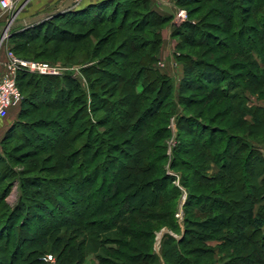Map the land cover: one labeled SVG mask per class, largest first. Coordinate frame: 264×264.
<instances>
[{
    "label": "trees",
    "instance_id": "obj_1",
    "mask_svg": "<svg viewBox=\"0 0 264 264\" xmlns=\"http://www.w3.org/2000/svg\"><path fill=\"white\" fill-rule=\"evenodd\" d=\"M217 1L175 3L189 17L201 12L193 9L196 4ZM221 1V8L213 6L195 24L188 21L174 33L186 44L241 59L243 70L233 74L215 61L190 54L177 57L182 66L179 107L185 108L176 118V136L182 131L194 138L191 148L176 147L171 163L190 172H180L187 191L182 227L173 221L180 192L164 170L166 156L160 146L170 138L168 119L163 118L173 84L155 67L160 29L171 18L156 14L150 0H104L10 34V50L18 58L33 42L62 44L64 36L77 38L70 52L53 54L63 59L69 52L64 59L70 60L81 47L85 60L78 65L85 86L72 74L17 75L20 110L0 142V264H50L44 261L47 255L55 257L54 264H83L90 254L99 264H205L213 262L214 253L225 257L221 264H236V259L264 264V209L255 210L264 201V142L257 141L264 140V104L254 103L249 95L264 87V15L249 17L251 8L264 5V0ZM231 7L238 10L237 17ZM210 15L219 16L223 25L208 22ZM252 19L259 23L254 37L248 36ZM200 20L210 29H201ZM110 23L115 28L107 30L111 38L105 42L117 39L116 49L104 45L97 51L102 46L94 48L90 37L94 29ZM219 99L229 101L240 119L252 117L247 138L213 126L214 116L202 123L203 112L184 113ZM112 105L117 109L112 108L110 119L96 116ZM11 142L16 145L7 147ZM190 149L198 156H177L188 155ZM214 149L220 151L210 155ZM47 153L54 161L47 170L54 171L51 181L37 173L38 161L24 162ZM101 156L104 164L92 167ZM11 158L27 167L18 170L8 162ZM210 162L220 167L218 174L205 175L204 165ZM31 164L36 168L30 169ZM204 185L211 191L193 192ZM13 188L17 197L10 205L6 199ZM160 228L172 235H163L156 253L154 235ZM210 240L218 241L217 249H207Z\"/></svg>",
    "mask_w": 264,
    "mask_h": 264
},
{
    "label": "rangeland",
    "instance_id": "obj_2",
    "mask_svg": "<svg viewBox=\"0 0 264 264\" xmlns=\"http://www.w3.org/2000/svg\"><path fill=\"white\" fill-rule=\"evenodd\" d=\"M217 1V0H216ZM222 2L221 0H218L217 2H209V3H200L199 5L196 4V6L193 8L195 11L197 10L196 8H202L201 12L199 13H194L193 15H189L187 14V11L184 8H180L178 6L177 10L180 11H184L186 14V19L185 20H177L175 18V14L174 16L171 17L170 21L161 27L160 29V42L158 45V49H157V60L155 63V67L156 69H158L161 73L167 75L169 78H171L172 80V84H173V90H172V95L171 98L168 101V105L167 107H165V111H164V116H166L165 119H168V129H169V133H170V138L166 139L165 141H162L160 143L161 147H164V151L163 154L166 156L165 161H163V165H164V170L166 172V174L172 178V186H174L175 188H177V190L180 192V196L178 198V202L173 214V221L180 225L181 227L183 226L182 224L184 223V220L186 218V215L183 211V205L184 202L186 200L187 197V191L186 188L183 187L182 185V174H180V172H182L183 174L186 175H190V172L187 171L186 169H181V167L179 168H172L171 163L174 160V154H177V150L176 147L179 146V148L181 146L182 148H186V150L188 148H191L190 145L194 144V138L188 135H185L184 132H178V136H176L177 134V129H176V118L178 117L177 115L179 114L180 109H184V105H181L179 107V103L182 102V100H178V94H177V90H178V86L180 84V80L182 77V66L179 64L177 57L181 54V55H185V54H190L191 56H194L195 58H199V59H203V60H208L209 62H213L215 61L216 65L223 67V68H228L230 69L233 74H239V72H243L242 70V66H240L241 64V59L239 58H235V59H228L226 57V55H224L222 52H216L213 51L211 49H208L205 46H192L190 44H186L184 43V41H182L181 36H176L174 33L175 31L184 23L190 21L191 24H195L197 21H194V19H196V17H201L203 16V14H205L206 12H208V10H210V8H212L213 6H218L219 8H221L222 6L219 4L220 2ZM232 8V7H231ZM251 12L249 17H259L260 15H264V5H259L258 3H256L254 5V7L251 8ZM232 10L235 11L236 13V17L238 16V10L233 9ZM110 11H107V13ZM121 12V11H120ZM119 12V15H120ZM20 13V12H19ZM18 13V14H19ZM18 14L16 15V18L18 16ZM106 14V13H105ZM13 15L11 14H7V13H0V31H2L1 36L3 34V32L5 31V29L7 28L8 23L10 22L11 19H14L15 25H12V29H10L9 31V36L10 34L17 29H21L23 27L20 28V26L16 25L17 21L16 18L12 17ZM213 16L210 15V18H208V22L211 23H219L221 24V26L223 25V21L221 18H219V16ZM248 17V18H249ZM120 19V16H118V20ZM202 22L199 23V25L201 26V29H204L202 27L205 28H209L211 25H207L205 22L206 20H200ZM112 28H115L113 25L110 24H104L102 25V27H100L99 29L96 28L94 29L93 32V37H90V40L92 42V46L94 48H97L98 46H102L101 48L98 47V50H101L103 48V46H106V49L108 50V48L110 47V45H112V47L115 48V43L117 42V39L114 40L112 43H110V45H108V43H106L105 41L108 40V38H111V36H107V30H110ZM168 28V29H167ZM258 29L259 28V23L257 20H250L248 21V36H253L254 37V31L253 29ZM164 29H167L166 31H164ZM252 30V31H250ZM168 33V34H167ZM114 35V34H113ZM0 36V37H1ZM8 36V38H9ZM95 36V37H94ZM220 38H224V35H222V33H219V35H217ZM8 38L5 40L4 42V48H7L10 50V48H12L11 44L8 43ZM63 40H61L63 43L60 44L58 42H53V43H48V44H43L40 41L37 42H33L30 47H26L27 50H25V53H19V58L23 59V60H28V61H36V62H44V63H49L52 64L54 66H58L59 68L62 69V75L64 74H72L79 76L80 78V82L83 84L84 83V79L82 78V75L80 74V67L78 64L79 63H83V61L85 60V58H82L81 54H82V48L80 47V49H78V53H74L75 58H71L70 60L68 59H64L68 57V53L70 52L71 48L76 46L73 43V41H76L77 38H73L71 37V39L69 38V36H64L62 37ZM119 38V37H118ZM120 39V38H119ZM19 45L23 46L24 44L19 43ZM117 45V44H116ZM167 47H169V51L167 52L166 50L168 49ZM67 52V49H69V52L67 54L64 53V57L63 59L57 58V56L54 53V51L58 52L59 55L61 54V51L65 50ZM116 49V48H115ZM29 50V51H28ZM106 50V51H107ZM104 51V49L102 50ZM43 52V53H41ZM39 53H41L39 55ZM168 54V55H167ZM94 55H97V53H95ZM167 55V56H166ZM21 56V57H20ZM102 56V55H100ZM23 57V58H22ZM27 57V58H26ZM164 57H167V59H163ZM26 58V59H24ZM169 58V59H168ZM184 60V59H183ZM120 62V61H118ZM237 67V69H236ZM239 69H241V71H239ZM112 70V69H109ZM242 82H245L242 81ZM245 84V83H244ZM247 84V83H246ZM245 84V85H246ZM85 86V83L83 84ZM244 85V86H245ZM248 87V86H247ZM252 90L255 88L250 87ZM263 88V89H261ZM264 87H260V89L258 91H256V89H254V92L249 93L250 98L252 99V101L254 103H261L264 104L263 100H264ZM185 96H189V94L185 95ZM191 98H195L196 99V95H192L190 94ZM111 100V99H110ZM198 100H200L198 98ZM89 101V100H88ZM113 101V100H111ZM199 102V101H198ZM89 104V102H88ZM193 105V107L190 108V110H186L184 111L185 114L190 115V114H198L199 112H203V115L201 117V122L202 123H208L207 121L209 120V118H213L214 116V120L215 122L212 123L213 126H219L221 128H227L232 134L236 135V136H242L244 138L248 137V131H251V126L250 124L252 123V117L249 115L244 116L243 118L240 119V114H236L235 112H233V110L230 108L231 103L225 99H219L216 101H210V102H205V103H200ZM112 105V107H110V109H108V112H99L96 113V116H101V117H107L108 119H110V116L114 115V112H112V108H115V106ZM227 108V109H226ZM231 109V110H230ZM20 108L17 110H11L9 112V115L12 119V121H10V126L13 125L16 121H17V116H18V112H19ZM229 110V111H228ZM179 124V122H178ZM180 124H183V122H181ZM211 124V125H212ZM183 125H187V127L189 126L186 122H184ZM182 125V126H183ZM240 126V127H238ZM108 129V128H107ZM99 131H102L103 129H96ZM5 134V133H4ZM262 139V138H261ZM258 142L262 143L264 142V140H257ZM0 142H1V138H0ZM184 142V143H183ZM196 143V140H195ZM255 143V142H254ZM253 143V144H254ZM200 144V143H199ZM16 143H9V145L7 147H13L15 146ZM1 144H0V153L3 154L2 150H1ZM211 152H208L210 155L216 154L218 151H220V149H214V150H210ZM189 154L188 155H181L179 152V154L177 155L179 158H183V160H189L192 156H195L196 154L194 153V149H190L189 150ZM157 154H161V151L158 150L156 151ZM117 155V154H115ZM36 157H29L30 159H27V163H31V162H35L38 161V171L37 173L40 174L41 177H45L46 180H52L55 178L54 171L50 170L47 171L48 168H51V166L53 165V163L50 161L52 160L53 157H51V153H47V154H39V155H35ZM198 156V155H196ZM263 156H264V149H263ZM203 158V157H202ZM94 164L92 165V167L97 166L98 164H104L103 160L104 157L101 156L100 158L94 159ZM203 159H200V161ZM8 162L13 165L15 168H17L19 170V168H26L27 164L23 163V164H17V161L15 162V160H13L12 158L8 160ZM30 169H34L36 168L34 165L32 166L29 165L28 166ZM43 169H42V168ZM205 169H207V171H204L205 175H209V176H213L215 174H218L220 172V167L212 162H210L208 165H204ZM43 170V171H42ZM36 172V171H35ZM41 172V173H40ZM230 173V171H229ZM245 173V172H244ZM17 190L15 188H13V190L11 191V193L9 194V196L7 197L6 201L7 203H9L10 205H13L15 203L16 197H17ZM211 190L209 188H207V185H204L201 188L195 189L193 192L194 193H200V192H210ZM223 197V196H222ZM184 201V202H183ZM258 208H263L264 209V201L259 202L256 207L255 210L257 211ZM181 213L180 218H176V215L178 213ZM188 218H192L191 216ZM162 229L167 230V228H160L156 233H155V237H154V244H153V250L156 249V237L158 236V234L162 231ZM160 235V234H159ZM162 238L159 241V245L157 248V253L160 252V248L162 247ZM218 241L215 240H210L209 242H207L206 247H208L207 249H212L218 248ZM226 252V251H225ZM228 254H231L228 250H227ZM226 252V253H227ZM205 256V257H204ZM264 256V252L262 253V257ZM203 257L206 260L211 259L210 254H204ZM213 257V262H204L205 264H221L222 261L225 260V257H223L222 254H218V253H214L212 255ZM54 258V262L51 264L55 263V257ZM212 260V259H211ZM234 263L236 264H248V261H242L241 259H236V261L234 260ZM83 264H99L98 259L95 257L94 254H90L87 256V258L85 259Z\"/></svg>",
    "mask_w": 264,
    "mask_h": 264
},
{
    "label": "built area",
    "instance_id": "obj_3",
    "mask_svg": "<svg viewBox=\"0 0 264 264\" xmlns=\"http://www.w3.org/2000/svg\"><path fill=\"white\" fill-rule=\"evenodd\" d=\"M17 9V0H0V10L2 13L11 14L13 15L12 17L16 18L15 12ZM175 18L177 20H185L186 14L184 11L178 10L175 14ZM13 22L14 19H11L7 25V29L0 38V50L4 47V42L9 36V31ZM19 73L58 77L62 76V69L49 63L23 60L6 48L4 59H0V120L6 119L11 110H17L20 107L22 95L17 86V75ZM74 76L76 77V75ZM180 215L181 213L179 212L176 218H180ZM159 234L155 241L156 249H154V251L156 253L159 241L163 235L171 233L168 230L162 229ZM44 261L51 264L54 262V258L52 255H47Z\"/></svg>",
    "mask_w": 264,
    "mask_h": 264
},
{
    "label": "crops",
    "instance_id": "obj_4",
    "mask_svg": "<svg viewBox=\"0 0 264 264\" xmlns=\"http://www.w3.org/2000/svg\"><path fill=\"white\" fill-rule=\"evenodd\" d=\"M65 1L66 0H17L18 7L21 6L22 4H24V6L21 9L15 21L17 22L26 21L32 18H36L39 16L49 14L51 12L56 11L58 8H60L65 3ZM101 1H104V0H74L73 8L67 12L81 11L87 8L88 6L95 5ZM150 6H151V9L161 17L171 18L174 16V13L177 10L175 0H150ZM0 13H1V10H0ZM18 26H20V28L22 27L21 25H18ZM167 29H164V31H166ZM1 33L2 31H0V36H1ZM167 48L168 49L166 51L168 52L169 47ZM5 51H6V48L2 47L0 50L1 60H3L5 57ZM163 59H167V57H164ZM76 78L80 80L79 76L77 75H76ZM10 119L12 118L8 116L6 119L0 120V138L3 137L6 130L10 127V121H12ZM261 152L263 153V149H261Z\"/></svg>",
    "mask_w": 264,
    "mask_h": 264
},
{
    "label": "water",
    "instance_id": "obj_5",
    "mask_svg": "<svg viewBox=\"0 0 264 264\" xmlns=\"http://www.w3.org/2000/svg\"><path fill=\"white\" fill-rule=\"evenodd\" d=\"M24 4H22L21 6L18 7L17 11L15 12V15H17L21 9L23 8ZM74 6V0H66L65 3L58 8L56 11L51 12L49 14L43 15V16H39L36 18H32L26 21H19L16 23V25H21L23 28H27L30 26H33L34 24H37L39 22L45 21L47 19L52 18L53 16L59 15V14H63L67 11H70ZM13 24H15V22H13ZM7 29V28H6ZM5 29V30H6Z\"/></svg>",
    "mask_w": 264,
    "mask_h": 264
}]
</instances>
